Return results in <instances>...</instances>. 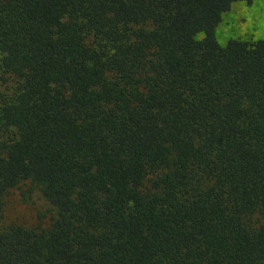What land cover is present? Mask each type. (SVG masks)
<instances>
[{
    "label": "trees",
    "instance_id": "trees-1",
    "mask_svg": "<svg viewBox=\"0 0 264 264\" xmlns=\"http://www.w3.org/2000/svg\"><path fill=\"white\" fill-rule=\"evenodd\" d=\"M236 0H0V264H264V39ZM200 35L199 39L196 36Z\"/></svg>",
    "mask_w": 264,
    "mask_h": 264
},
{
    "label": "rangeland",
    "instance_id": "rangeland-1",
    "mask_svg": "<svg viewBox=\"0 0 264 264\" xmlns=\"http://www.w3.org/2000/svg\"><path fill=\"white\" fill-rule=\"evenodd\" d=\"M200 35L196 36L199 39ZM216 42L223 46L229 40L254 41L264 39V0H236L222 14L214 29ZM52 210L27 183L10 190L3 199L0 231L10 226L43 229Z\"/></svg>",
    "mask_w": 264,
    "mask_h": 264
}]
</instances>
